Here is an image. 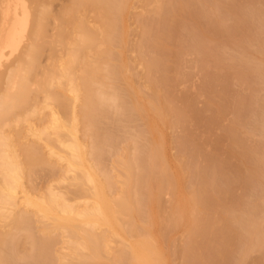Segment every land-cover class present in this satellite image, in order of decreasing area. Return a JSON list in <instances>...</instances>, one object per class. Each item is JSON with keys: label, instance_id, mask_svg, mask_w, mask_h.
Masks as SVG:
<instances>
[{"label": "bare ground", "instance_id": "obj_1", "mask_svg": "<svg viewBox=\"0 0 264 264\" xmlns=\"http://www.w3.org/2000/svg\"><path fill=\"white\" fill-rule=\"evenodd\" d=\"M42 1L0 0V65L19 52L0 85V264H176L179 255L210 264L203 252L226 234L234 264H264V134L235 119L224 137L228 155L249 162L245 179L261 187L247 211L243 198L233 206L198 180L187 183L191 167L181 156L171 165L165 135L166 126L192 121L164 86L187 80L189 56L206 76L230 73L242 88L264 83V59L254 55L264 56L258 0H227L239 35L220 31L219 19L217 29L203 27L196 1L188 0L191 8L187 0H142L141 40L133 44L124 22L132 0H73L57 15ZM107 120L122 123L120 132L105 128ZM43 171L66 190L33 186ZM216 227L224 235L216 237ZM225 244L216 250L221 263L233 247Z\"/></svg>", "mask_w": 264, "mask_h": 264}, {"label": "rangeland", "instance_id": "obj_2", "mask_svg": "<svg viewBox=\"0 0 264 264\" xmlns=\"http://www.w3.org/2000/svg\"><path fill=\"white\" fill-rule=\"evenodd\" d=\"M44 1L45 0H43L42 2L46 3L48 6L51 5L49 7L53 15L59 14L67 6H70L73 3V0H47L45 2ZM48 1H50L49 4L47 3ZM193 1H196L197 3V0H193ZM204 1L203 3L202 2L199 3L201 4V6L197 5L198 3L196 4L195 2L193 3L191 1L192 4H194L193 8L198 12V14H200V16L198 15L199 17L198 16L197 17L198 20L200 21L199 23L202 22L203 27L205 26L206 28L212 30L217 29L218 21L222 20L220 21L218 26V28L220 27V31H223V33L224 34L226 33V35L232 33L234 35L236 34L239 35V32H241L243 28H240L238 25H235L236 23L235 20H233V15L231 16V12L230 13L227 12L230 10L229 6H231L229 5L230 3L228 4L227 0H204ZM186 2L188 3L189 6L191 5L189 4L190 2H188V0ZM195 5L198 6V9H196ZM211 5L216 7L214 8L215 9L214 11H212L213 6L211 7ZM257 5H258L257 7H259L264 12V0L263 1L258 0ZM145 8L146 5L143 3L142 0H132L130 10L125 14L124 22H125V27L127 29L128 38L131 44L138 43L141 40L140 23L137 18L139 14L145 13ZM217 19L219 20L217 21ZM50 22H53V20ZM53 24L54 22L49 24L48 26L49 33L52 30L54 31L55 26ZM255 24L254 25L260 31L259 33L260 36H258V40L264 42V15L261 17V19H257L255 21ZM161 26L163 29L164 28L163 25ZM161 26L159 28H161ZM166 27L167 25L165 26L164 30H166ZM237 27H239L241 31L240 30L238 31ZM162 29H160V31ZM164 30L162 33H166L169 30V28L167 29V31ZM53 31L51 33H53ZM23 44L24 42L22 43V46H24ZM59 49L60 48H58V50ZM18 53L19 52H17L16 55ZM127 54L128 57H130L134 61L135 71L138 72L139 74H142L143 68L137 61L136 53L132 52V50L130 49L128 50ZM16 55H13V57L15 58ZM254 55L256 58L264 59V56L259 53L254 52ZM49 56L50 55L48 54V52L42 55L41 61L43 64L47 65L49 63L48 61V59L50 60ZM13 57L11 56L9 58H4L1 62L2 65H0V85L3 80L2 73L6 71L8 65L10 66L13 63L14 61ZM165 67L168 68L166 65L164 66V68ZM184 70L185 73L189 75V77L186 76L187 80L185 79L186 81L184 80V83L181 82L180 85L172 84V86L174 85L173 87L171 86V84H169L170 86L169 85H164V86L167 93H169L170 95H172L177 99V106H179L180 108L185 107V110L189 112L188 114L189 120L190 121L192 120L191 122L194 123L191 125L190 122L188 123V126H186L187 123H185L184 126H179L178 128H173L171 127V125L165 127L168 159L172 165L176 163L175 162L176 157L181 156L182 161L191 167L190 173L186 175L187 183L198 180L197 183L202 188L203 185H206L204 186L205 187L204 190L206 192H207L206 187L211 188L207 192V193L211 192L209 193L210 197L213 195V199L215 197H217L218 200L224 199L225 202L233 206L241 202L238 201L239 200L238 198H243V201L241 202L242 208L245 211H247L250 208V206H248L249 205L248 202H252V201L254 202L257 200L258 196L261 194V187L256 183V181H253L252 179H251L252 181H250V179H245V176H248L247 173L251 169L250 164L246 159L240 157L239 155H232V156L228 155L227 153L229 151L227 149V147H229L227 142L228 138L224 139V137L228 132L229 124L231 123L232 120L235 119L238 120L239 122L238 125L241 126L242 128H246L250 131H253L255 134H258L260 136L264 134V83L261 82L260 80L259 82L258 79L256 80L251 79L248 81L250 85L242 88L230 73L219 74L216 73L215 70H211L210 73H208L210 76H206L207 74L201 71V68L198 66V63H196L194 56L188 57ZM255 81H257V83ZM138 82L143 84L144 80L142 78H139ZM165 84H167V81ZM194 110L197 113V116ZM192 111L195 114H192L193 113ZM193 115H195L197 119H195ZM193 118L195 119L194 121ZM207 120L213 121V124L208 123L213 125V127L211 125H210L211 127L208 125L210 127L209 128L207 127V125H205ZM141 125H143L142 121L138 123V126L141 127ZM103 126L105 128L114 130L118 133L120 132L119 126H122V123L117 124L113 121L107 120ZM205 127L208 128L207 129L208 132L211 130L212 131L208 133ZM191 132L193 133V135L194 134L197 135V136L194 135V137L197 138V140L194 139L196 142L192 140L193 135L189 136V133ZM188 137H190V139H188ZM205 143H206V147H205ZM203 145L204 148L202 147ZM200 148H203V151H201L202 149ZM106 159L108 161V157ZM243 177L246 182L243 180ZM52 179H53V175L51 172L43 171L36 176V178L33 181V186H35L37 189L44 190L46 186H48L50 183V184H54L59 189L66 190V186L57 185L56 183H54V180ZM209 180L212 181L211 182L212 184L206 183ZM169 201H170V196L166 195L164 197L165 207L169 206ZM260 204L261 207H263L264 209V202H261ZM218 229L220 228L216 229L215 232L216 234L213 232L211 238L215 239V237H213L215 235L216 237L224 235V232L223 234H220L217 231ZM222 230L220 231L221 233ZM227 235L228 234H226V236ZM222 237L223 236H221V239L219 238V240L217 238L218 240L217 242L216 240L212 241L214 243H218L215 244L216 247L212 243L211 246H213V249L210 246L211 242L208 244L206 243V246L204 245L205 248L210 246L209 248L211 250L209 249L208 251V249L207 250L204 249L208 251V253L206 251L203 252V256L205 254L208 258L213 260L214 264L215 263L217 264V262L219 264H234L237 261L236 260L237 253L235 252L236 245L234 244L231 245L232 243L227 242L229 241V239L227 240L229 236L226 238L227 241L222 239ZM173 238L176 239V243L178 245L185 246L187 243L186 236L183 232H175L173 234ZM219 241L220 243L222 241L226 242L225 245L229 243L228 245H230V247L233 246L232 248L229 247L230 250L226 246L230 252L228 253L229 256L227 255L228 259L225 257L227 260L224 263L223 262L221 263V260L224 261L223 260L224 255L222 257L221 253L224 254V252L220 253L219 251L220 249L218 250L219 252L216 251L217 248H219L222 244H224V242H222V244L218 246ZM221 247L224 248V245ZM223 248L222 250L225 251V249ZM233 248H235V250ZM226 252L228 251H225V253ZM206 256L204 259H206ZM257 256L258 253L253 254V258ZM190 257H192L191 259H193L194 256H190ZM190 257L188 258L185 256L184 258L183 256L179 255L175 259V263L187 264V262L185 261L186 258L190 260L188 262L192 263L194 259L191 261ZM220 257H222V259ZM211 260H210V264L212 262ZM208 262L209 259L207 263ZM193 263L198 264L196 263L195 260L193 261ZM207 263L203 261V264H207ZM22 264H26V263H22ZM199 264L201 263L199 262Z\"/></svg>", "mask_w": 264, "mask_h": 264}]
</instances>
